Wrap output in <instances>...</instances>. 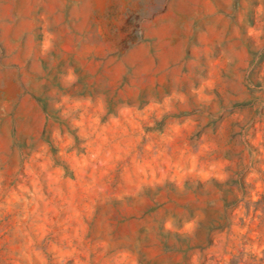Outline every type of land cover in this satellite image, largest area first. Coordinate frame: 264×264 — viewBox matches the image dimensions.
Here are the masks:
<instances>
[{"label": "rangeland", "instance_id": "1", "mask_svg": "<svg viewBox=\"0 0 264 264\" xmlns=\"http://www.w3.org/2000/svg\"><path fill=\"white\" fill-rule=\"evenodd\" d=\"M0 264H264V0H0Z\"/></svg>", "mask_w": 264, "mask_h": 264}]
</instances>
